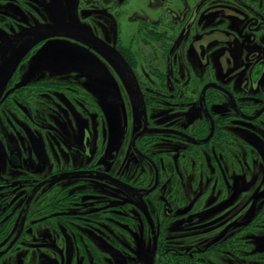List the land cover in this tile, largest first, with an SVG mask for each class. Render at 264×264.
<instances>
[{
    "label": "flooded vegetation",
    "instance_id": "obj_1",
    "mask_svg": "<svg viewBox=\"0 0 264 264\" xmlns=\"http://www.w3.org/2000/svg\"><path fill=\"white\" fill-rule=\"evenodd\" d=\"M59 23L0 54V264H264V0H0Z\"/></svg>",
    "mask_w": 264,
    "mask_h": 264
},
{
    "label": "water",
    "instance_id": "obj_2",
    "mask_svg": "<svg viewBox=\"0 0 264 264\" xmlns=\"http://www.w3.org/2000/svg\"><path fill=\"white\" fill-rule=\"evenodd\" d=\"M75 21H77L76 17H75ZM56 35L75 38L83 42L89 40V44L95 47H97L98 44V40L94 38L90 33H88V31L85 30V28H82L78 24H72V23H59L57 25L45 24L41 26H36L32 29L25 30L24 32H20L15 36L5 39L0 44V54L7 46L20 42L25 38L31 39L25 46V50L27 51L37 41L43 40L48 37H53Z\"/></svg>",
    "mask_w": 264,
    "mask_h": 264
},
{
    "label": "rangeland",
    "instance_id": "obj_3",
    "mask_svg": "<svg viewBox=\"0 0 264 264\" xmlns=\"http://www.w3.org/2000/svg\"><path fill=\"white\" fill-rule=\"evenodd\" d=\"M62 17H64V18H66L67 17V14L65 13V12H63L62 14ZM35 23H37V22H35ZM48 43H54V41H52V42H48ZM47 43V44H48ZM60 43H62V42H60ZM20 45V44H19ZM18 46V45H17ZM11 49V48H10ZM9 49V50H10ZM32 57V59H34L35 57H34V55L33 56H31ZM141 241H142V243H141V246L139 247V249L142 251V253L143 254H145L146 253V250H147V252H148V248H149V242L147 241V238H141Z\"/></svg>",
    "mask_w": 264,
    "mask_h": 264
}]
</instances>
